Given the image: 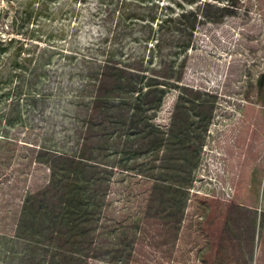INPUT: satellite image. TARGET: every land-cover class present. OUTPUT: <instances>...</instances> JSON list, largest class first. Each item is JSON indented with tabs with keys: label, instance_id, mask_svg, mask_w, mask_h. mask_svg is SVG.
Instances as JSON below:
<instances>
[{
	"label": "rangeland",
	"instance_id": "1",
	"mask_svg": "<svg viewBox=\"0 0 264 264\" xmlns=\"http://www.w3.org/2000/svg\"><path fill=\"white\" fill-rule=\"evenodd\" d=\"M263 76L264 0H0V264H264Z\"/></svg>",
	"mask_w": 264,
	"mask_h": 264
},
{
	"label": "trees",
	"instance_id": "2",
	"mask_svg": "<svg viewBox=\"0 0 264 264\" xmlns=\"http://www.w3.org/2000/svg\"><path fill=\"white\" fill-rule=\"evenodd\" d=\"M206 5H209V4H206ZM167 8H170V7H167ZM193 14L195 16V20H197L199 14L197 12L196 13L193 12ZM149 22H150V25H149L150 30H149L148 36L149 37L152 36V38L156 42V47L159 52L161 44L165 40V36L168 33V26L170 24H173L174 20L171 17H168V15L166 14H160V15L152 16L149 19ZM154 25L156 26L155 28H154ZM260 83L263 84L262 79L260 80ZM157 86L158 85L149 87L146 89L145 92L139 93L138 95L140 98H138V103H144L145 99H142V97H149L154 91H158ZM187 112L185 111L181 116H179V118L177 117V115L175 116L174 122H173L174 123L173 128L170 133V143H169L170 149L172 152H177V151L181 152L180 154L181 158L178 159V157H175V156H172V157L168 156L167 160L169 161V167L173 170V172L177 171V173L173 174V178H172L173 180L171 182L173 184H176L182 187L191 188L193 179L190 177V175L188 178L186 176L181 175L178 172L183 171L187 162H189V160L192 159L193 155L191 154L193 152L198 151V148L200 145L196 144L198 139L196 135H194V132L196 131L195 125L200 123L203 120V118L198 115L199 121L197 123L196 121L191 119V117L187 114ZM153 132H154L153 129L147 131L144 135L145 138L152 137ZM161 139L159 137L157 138V141L160 142ZM193 163L195 164L198 163V157L193 161ZM60 176H61L60 173L54 170V174L51 178L52 181L50 182L51 189L48 190L49 197H46V201L44 204L40 202L34 210L32 207L28 206L29 202H31L30 198L27 200L28 205L26 204L27 205L26 209H29V208L31 209L30 211L28 210L25 213L27 216L26 225H28L29 223V224L34 225L35 227V224L37 223V226H40L42 222L46 220L45 223H46L47 230L50 228L56 229L55 225L58 222V220L57 219L53 220V219H54V216L58 218L59 214L54 215L53 213H55L57 208L61 206L60 203L62 202L61 198H59L60 196L58 197L57 195L60 192L58 190V188H60L59 187L60 181L58 179ZM190 179H191V183H190ZM60 208H58V210ZM32 217L36 223L35 222L33 223V221L30 220ZM38 222L40 223L38 224Z\"/></svg>",
	"mask_w": 264,
	"mask_h": 264
}]
</instances>
